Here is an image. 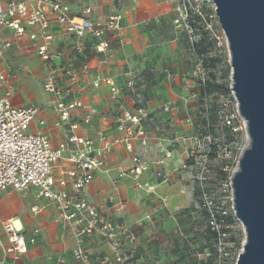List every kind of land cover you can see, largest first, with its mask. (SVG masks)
I'll return each instance as SVG.
<instances>
[{"label":"crops","instance_id":"0c3cea01","mask_svg":"<svg viewBox=\"0 0 264 264\" xmlns=\"http://www.w3.org/2000/svg\"><path fill=\"white\" fill-rule=\"evenodd\" d=\"M53 1L68 6L75 16H79L86 7H91L90 18L94 20L120 15L119 31L105 35L111 49L110 56L95 53L90 49L88 39L84 40L82 51L76 52L74 37L61 31L52 17L45 28L39 25L30 27L27 34L21 37H14L8 28H0V40L10 43L0 54V71H6L8 83L14 89L11 103L14 107H38L29 129L31 132L42 131L53 147L71 135L90 140H96L99 133L110 138L118 137L120 134L115 130L117 114L122 110L131 111L135 106L146 108L149 113V117L143 121L146 144L134 142L131 151H127L123 145L116 146L107 160L108 171L95 173L84 191L87 200L103 212L108 211L104 203L107 196L116 194L125 201V212L112 213L111 216L115 221L130 226L140 248L145 249L149 240L145 237L152 230L147 231L141 226L143 213L155 212L152 219L157 222V197L169 198L165 212L169 207L174 210L177 201L182 203V197L175 195L181 191L178 177L185 179L189 167L185 165L186 142H177L176 135H187L185 132L190 131L191 127L174 118V109L175 106L184 111L191 109L193 99L199 93L196 83L187 78L190 73L179 56V42L177 39L168 41L161 34V24L173 11V3L171 0H120L118 3L113 0ZM43 35L52 37L47 50L49 59L46 61L37 54ZM170 46L171 72L163 81L161 94L159 85L153 83L152 79L155 71L163 63H168L166 49ZM83 65L88 66L86 72L82 71ZM48 75L55 77L58 87L70 88L73 97L82 104L81 108L69 112L68 124L62 123L60 127L54 126L59 118L49 106L51 96L43 89L44 78ZM97 75L112 78L118 93L111 95L106 86L92 88L91 82ZM129 80L135 84L133 89L127 85ZM167 103L173 105L169 113L161 110ZM88 115L90 118L85 121ZM40 121L43 125H40ZM70 125H74V128H70ZM180 125L183 132L179 130ZM66 155L67 151H64L63 156ZM132 155H139L149 163V170L141 180L153 187V195L146 190L136 189L129 177H118V169L127 167ZM158 172L166 181L157 180L160 178L157 177ZM113 180H116L115 185ZM32 208L37 210L33 212ZM55 214L54 206L38 198L34 189L26 194L13 191L0 194L1 242L7 244L2 229V222L6 220H12L28 242L25 254L16 261L7 258L3 264H73L70 250L75 246V239L62 236V227L54 220ZM30 239L32 243H29ZM84 244L91 254L105 252L111 255L97 238L86 239ZM147 245L153 249L149 243ZM59 259L63 262L59 263ZM135 264H144L143 256Z\"/></svg>","mask_w":264,"mask_h":264},{"label":"built area","instance_id":"2783aa9c","mask_svg":"<svg viewBox=\"0 0 264 264\" xmlns=\"http://www.w3.org/2000/svg\"><path fill=\"white\" fill-rule=\"evenodd\" d=\"M118 3L120 0H113ZM91 7H86L79 16L71 14L68 6L53 0H0V28L12 30L14 37L27 34V29L36 25L45 28L49 18H54L58 28L74 37L76 52H81L84 40L88 39L90 49L97 54L110 56V46L105 40L107 32H118L121 16L112 15L105 20L90 18ZM173 24L177 28L185 30L191 52L195 42L193 29L188 24V18L193 15L201 31L216 47H227L226 38L222 32L218 35L212 21L217 20L215 11L211 14L204 13L198 0H177L173 8ZM31 39L34 36H30ZM52 37L42 36V44L37 48L38 56L46 61ZM10 46L9 42L0 40V54ZM195 55V54H194ZM198 70L194 77L198 79L200 88L205 86V78L202 70V60L196 56ZM87 65H83L82 71L86 72ZM128 87L133 89L134 82L129 80ZM94 89L106 86L111 95H116L118 89L114 80L107 76L97 75L91 82ZM43 89L51 96V106L59 120L54 126L60 127L62 123L69 121V112L81 108L82 104L73 97L70 88H60L56 84L55 77L48 75L44 78ZM13 87L8 83L6 71H0V194L13 191L26 194L30 189L36 191V196L52 204L56 210L55 222L62 227V236H71L75 239V246L70 250L73 264H135L137 258V237L133 229L115 221L111 214L124 213L126 202L119 199L116 194L104 198L108 207L103 212L85 197L84 191L93 180L97 172H107V160L112 150L123 145L127 151L132 150L134 142L145 145L147 141L143 121L149 117V113L143 106H135L131 111L122 110L115 118V130L120 134L110 138L99 133L96 140L68 136L65 141L53 147L49 138L42 132H31L29 126L38 113V107L28 105L14 107L11 103ZM232 93V92H231ZM70 97H73L70 99ZM201 107L206 106L205 97L202 98ZM234 108L224 115L221 126L231 128L234 132L246 129V122L240 116L237 102L232 93ZM162 111L169 113L171 104H164ZM90 115L85 117L88 121ZM40 125L43 122L40 121ZM74 128V125H70ZM208 146L212 143L210 135L203 137ZM67 155L63 156V152ZM210 151V149H209ZM190 152L194 161L193 167L198 171L196 178L199 182L205 179L208 170V153L196 158ZM192 166H189L191 168ZM149 170V163L139 155H132L129 165L118 169V177H129L138 190H146L153 194V187L141 180L145 172ZM161 174L158 172L157 177ZM166 181V178H162ZM113 185L116 180L112 181ZM202 189V186H200ZM202 201H206V193L202 190ZM37 209L32 208L35 212ZM2 229L7 238L4 245L0 240L2 257L0 264L7 258L18 260L27 251V244L23 234L14 226L12 220L2 222ZM97 238L110 251L107 253L91 254L84 242L86 239ZM33 240L30 239L29 243ZM212 264H222L227 255L220 249L216 251ZM59 263L63 260L59 259Z\"/></svg>","mask_w":264,"mask_h":264},{"label":"rangeland","instance_id":"374dc122","mask_svg":"<svg viewBox=\"0 0 264 264\" xmlns=\"http://www.w3.org/2000/svg\"><path fill=\"white\" fill-rule=\"evenodd\" d=\"M177 0H171L173 8ZM170 2V0H169ZM204 13L211 14L214 11V6L208 0H198ZM173 11L167 14L161 24V34L163 38L168 41L177 39L178 50L180 51V58L186 64L187 72L190 73L187 78L196 83V88L200 92L198 79L194 77V73L198 70L196 66V57L191 52L185 30L177 28L173 24ZM195 24L194 36L195 40L201 35V29L197 25V20L190 15L188 24ZM158 22V21H157ZM212 26L218 35L222 34V30L217 20L212 21ZM210 40V39H209ZM212 43L208 47L210 56L216 58L214 67L205 66L202 63V70L204 73L205 84L220 87L227 83L230 94H224L218 90H213L205 95L206 106L201 107L202 101L199 99V93L193 99L191 109L182 110L175 106L174 114L177 121H182L183 124L190 125V131L185 132L187 135L177 134L176 141H185L187 146V153L185 159L186 168H188L190 152L198 158L201 155L208 153V170L203 181V189L206 192V201L194 196L197 189L198 171L192 166L186 170L185 179L178 177L181 191L175 193L176 196L182 197V203L176 202L174 210L169 207L167 210V196L157 197V205L155 206L157 222H153V211H146L142 215L141 226L152 230L149 235L145 237L148 243L153 247L150 249L148 243L145 249H141L139 243L137 244V259L143 256L144 264H212L215 258L216 251L220 249L226 252L227 255L223 258L222 264H235L241 247L234 252L232 249L231 238H235L237 233H241V246L244 240V233L242 225L234 217L232 210V191L230 187V180L233 173L237 170L238 160L243 152L248 147L249 140L245 128L237 130L235 135L229 136L221 128V120L225 114L231 112L234 108L231 93V79L230 72L225 78V68L229 66V54L225 43L223 46L216 47ZM171 51L172 47L166 49L168 63H163L155 72L153 83L159 85L160 92L164 88L163 81L166 75L171 72ZM230 68V67H229ZM151 73V71H149ZM154 80H157L154 82ZM173 107V105H171ZM162 110V108H161ZM215 115V119L211 121L213 138L212 143L208 146L204 142L203 137L207 134L201 125L202 118L206 116ZM188 120V121H187ZM186 121V122H185ZM179 130L183 132V127L180 125ZM228 142V144H227ZM210 149V151H209ZM211 151L215 155L211 156ZM194 162V161H193ZM227 172L226 179H222L219 171ZM162 176L159 179L161 180ZM176 179V178H175ZM153 195V194H152ZM178 198V197H177ZM17 203L19 200H15ZM165 213H164V212ZM150 213V214H149ZM208 213V216H206ZM232 221H229V219ZM211 232L217 233L216 240L211 236ZM137 242V241H136Z\"/></svg>","mask_w":264,"mask_h":264},{"label":"water","instance_id":"95a60500","mask_svg":"<svg viewBox=\"0 0 264 264\" xmlns=\"http://www.w3.org/2000/svg\"><path fill=\"white\" fill-rule=\"evenodd\" d=\"M226 38L231 92L248 147L230 180L244 240L235 264H264V0H208Z\"/></svg>","mask_w":264,"mask_h":264},{"label":"trees","instance_id":"16d2710c","mask_svg":"<svg viewBox=\"0 0 264 264\" xmlns=\"http://www.w3.org/2000/svg\"><path fill=\"white\" fill-rule=\"evenodd\" d=\"M189 25L193 29V33H194L195 28L197 26L195 27V24L191 23V22L189 23ZM201 32H202L201 35L198 37L197 40H195V42H194V44L192 46L193 52H194V54L196 56L201 58L202 63L205 66L209 65L211 67H214L217 60H216V58L210 56L209 53H208V47L211 46L212 43L210 42V40H209L208 36L205 34V32H203V31H201ZM229 72H230V68H229V66H226V68H225V78H227ZM215 89L218 90L221 93L230 94V90L228 88V84L227 83L221 85L218 88L215 85L212 86L210 84H208V85L205 84V86L203 88H201L200 92H199L200 101H202V98L205 97V95L207 93H210V92H212ZM215 117H216L215 115H213V116L209 115V116H206V117L202 118V120H201V125L204 128V130H205L204 133H206L207 135H211V133H212L211 121H213L215 119ZM221 128H222V130H224L226 132L227 138H229V136H233V135L236 134L231 128L222 127V126H221ZM227 144H228V142H227ZM211 153H212V154H210L211 156L215 155L214 151H211ZM189 161L190 162H189L188 166H193V163H194L193 160L190 159ZM219 173H220V176H221L222 179H226L227 172L221 170V171H219ZM203 181L199 182L197 180V189L194 192V196L196 198L200 199V200H202V198H201L202 190H203L204 193H206L204 191L203 187H202V189L200 187V186H203ZM206 216H208V213H206ZM229 221H232V219L230 218ZM211 236L216 240L217 233L216 232H211ZM230 241L232 242L233 251L236 252L241 247V233L238 232L237 236L235 238H231Z\"/></svg>","mask_w":264,"mask_h":264}]
</instances>
